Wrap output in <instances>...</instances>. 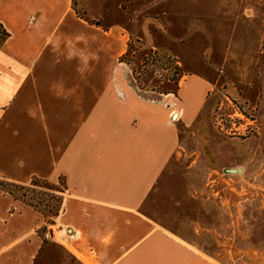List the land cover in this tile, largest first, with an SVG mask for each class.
Wrapping results in <instances>:
<instances>
[{"label":"crops","instance_id":"obj_1","mask_svg":"<svg viewBox=\"0 0 264 264\" xmlns=\"http://www.w3.org/2000/svg\"><path fill=\"white\" fill-rule=\"evenodd\" d=\"M103 1L76 5L98 19ZM0 28V181L36 178L61 196L45 243L41 215L0 190V264H221L204 232L215 239L229 201L158 183L204 107V78L181 82L185 123H168L164 104L104 71L120 56L118 40L105 39L118 31L88 24L72 0H0ZM137 107L148 119L127 122Z\"/></svg>","mask_w":264,"mask_h":264},{"label":"rangeland","instance_id":"obj_2","mask_svg":"<svg viewBox=\"0 0 264 264\" xmlns=\"http://www.w3.org/2000/svg\"><path fill=\"white\" fill-rule=\"evenodd\" d=\"M76 4L78 17L104 30L116 27L123 39L113 68L104 71L119 73L120 85L127 81L137 98L164 104L168 123H185L176 96L183 80L193 74L209 84L196 124L184 130L158 183L202 190L185 193L188 199L228 200L231 223L217 222L215 239L204 232L211 254L221 264H264V0H104L98 19ZM140 117L148 114L137 107L126 121ZM24 186L27 197L44 200L39 214L47 243L56 217L44 206L56 202L41 194H50L42 185Z\"/></svg>","mask_w":264,"mask_h":264},{"label":"trees","instance_id":"obj_3","mask_svg":"<svg viewBox=\"0 0 264 264\" xmlns=\"http://www.w3.org/2000/svg\"><path fill=\"white\" fill-rule=\"evenodd\" d=\"M73 2V0H72ZM1 29V28H0ZM7 37V33L5 31H3L1 29V36H0V42H2L5 38ZM170 92H166L164 94H169ZM30 185L33 187H42L47 189L48 191H50V194H43L45 198H49L53 201L56 202V204H48L45 205L44 207L47 208V212L53 216L56 217L58 216V213L60 211V207H61V197L59 198L55 192L57 191L56 187L53 185H49L44 181H41L39 179L36 178H32L30 181ZM42 185V186H40ZM0 190L3 191L4 193H7L8 195L12 196L15 200H18L20 202H22L23 204L33 208L35 211H37L38 213H40L39 211V207L42 206V204L44 203L43 199L41 197L35 199L34 197H27L26 195V191L29 190V188H27V186L24 185H16V184H12V183H7V182H2L0 181ZM31 192H34V189H30ZM18 193V194H17ZM39 194V193H37ZM36 200V201H34Z\"/></svg>","mask_w":264,"mask_h":264},{"label":"bare ground","instance_id":"obj_4","mask_svg":"<svg viewBox=\"0 0 264 264\" xmlns=\"http://www.w3.org/2000/svg\"><path fill=\"white\" fill-rule=\"evenodd\" d=\"M105 39H106L107 42H111L112 39H116V40H118L119 50H120L121 45H122V42H123V39H122V38L120 39V38L118 37V32H116V31H112V32L110 33V35L106 36Z\"/></svg>","mask_w":264,"mask_h":264},{"label":"water","instance_id":"obj_5","mask_svg":"<svg viewBox=\"0 0 264 264\" xmlns=\"http://www.w3.org/2000/svg\"><path fill=\"white\" fill-rule=\"evenodd\" d=\"M228 173H236L237 171H239V170H235V169H228V170H226Z\"/></svg>","mask_w":264,"mask_h":264},{"label":"built area","instance_id":"obj_6","mask_svg":"<svg viewBox=\"0 0 264 264\" xmlns=\"http://www.w3.org/2000/svg\"><path fill=\"white\" fill-rule=\"evenodd\" d=\"M46 237H49V235H45Z\"/></svg>","mask_w":264,"mask_h":264}]
</instances>
